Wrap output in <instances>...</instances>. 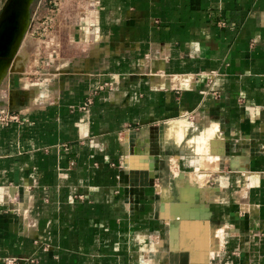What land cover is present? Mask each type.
Segmentation results:
<instances>
[{"label":"crops","instance_id":"crops-1","mask_svg":"<svg viewBox=\"0 0 264 264\" xmlns=\"http://www.w3.org/2000/svg\"><path fill=\"white\" fill-rule=\"evenodd\" d=\"M28 32L0 87L24 121L0 125V258L264 264V0H35Z\"/></svg>","mask_w":264,"mask_h":264},{"label":"water","instance_id":"water-1","mask_svg":"<svg viewBox=\"0 0 264 264\" xmlns=\"http://www.w3.org/2000/svg\"><path fill=\"white\" fill-rule=\"evenodd\" d=\"M35 0H7L0 10V86L28 32Z\"/></svg>","mask_w":264,"mask_h":264},{"label":"built area","instance_id":"built-area-1","mask_svg":"<svg viewBox=\"0 0 264 264\" xmlns=\"http://www.w3.org/2000/svg\"><path fill=\"white\" fill-rule=\"evenodd\" d=\"M39 5L41 8H51V12L54 11V8L58 5V0H39ZM39 24L41 27H48V25L52 22L51 16H47L44 18H40ZM45 70H48V68H45ZM39 71L38 76L40 75H46L47 71L45 72ZM91 103V99L88 100L87 104ZM13 123H19L23 124L24 121L22 120L20 114L17 112L11 111L9 109H2L0 110V125L2 127H8L10 124ZM2 264H23V260L18 257H4L0 258Z\"/></svg>","mask_w":264,"mask_h":264},{"label":"rangeland","instance_id":"rangeland-1","mask_svg":"<svg viewBox=\"0 0 264 264\" xmlns=\"http://www.w3.org/2000/svg\"><path fill=\"white\" fill-rule=\"evenodd\" d=\"M33 9H34V7H33ZM51 11V8H41V12H42V14L44 13V12H50ZM44 17H45V15H43ZM43 17V18H44ZM31 37H30V33L29 32H27V34H26V36H25V39H24V41H23V44H22V46H21V48H20V51H19V53H18V55H17V57L16 58H22V54H23V52H25L26 51V47H24V45H26L25 43H29V44H31L30 46H35L36 45V41H34V40H32V39H30ZM27 53V52H26ZM28 58H30V60L31 61H33L34 59H35V56H34V54H33V52H31V54H29V57ZM16 60V59H15ZM13 66L14 65H12V67H11V69H10V71L12 70V68H13ZM18 67V66H17ZM16 67V68H17ZM9 71V72H10ZM30 71H33V70H30ZM9 74V73H8ZM4 82V81H3ZM3 84V83H2ZM1 84V85H2ZM1 87V86H0ZM177 171V170H176Z\"/></svg>","mask_w":264,"mask_h":264},{"label":"bare ground","instance_id":"bare-ground-1","mask_svg":"<svg viewBox=\"0 0 264 264\" xmlns=\"http://www.w3.org/2000/svg\"><path fill=\"white\" fill-rule=\"evenodd\" d=\"M184 123V122H183ZM184 127H186V126H184ZM178 130V129H177ZM185 130V129H184ZM184 130H183V132H184ZM172 131V130H171ZM174 131V130H173ZM178 133H176V135H177ZM185 134V133H184ZM184 136V135H183ZM206 136V135H205ZM204 136V137H205ZM172 137V136H171ZM182 138V137H181ZM210 138V137H209ZM168 139H169V137H168ZM184 139V138H183ZM200 140V139H199ZM182 141V140H181ZM208 141V140H207ZM202 142V141H201ZM204 142V141H203ZM202 142V143H203ZM206 142V141H205ZM207 144H208V142H207ZM204 145V144H203ZM198 146H199V143H198ZM205 146V145H204ZM203 146V147H204ZM205 147H207V146H205ZM205 149H207V148H205ZM204 149V150H205ZM201 152H203V151H201ZM205 153V152H204ZM206 157V156H205ZM209 157H210V155H209ZM214 157V156H213ZM216 157V156H215ZM218 157V156H217ZM206 161H207V159H206ZM216 163V162H215ZM217 164V163H216ZM208 173V172H207ZM185 175V174H184ZM179 176V175H178ZM180 177H182V176H180ZM196 177V176H195ZM179 178V177H178ZM177 178V179H178ZM203 178V177H202ZM194 179V178H193ZM199 179V178H198ZM179 180V179H178ZM181 180V179H180ZM184 179H182V181H183ZM197 180V179H196ZM200 180V179H199ZM194 182V181H193ZM199 182H201V181H199ZM199 182L198 183H195V186H197V184H199ZM177 183H178V181H177ZM191 183V182H190ZM189 183V184H190ZM202 183H203V181H202ZM193 184V183H192ZM187 185V184H186ZM204 185V184H203ZM194 186V187H195ZM200 186V185H199ZM187 187V186H186ZM191 187V186H190ZM202 187V186H201ZM204 187V186H203ZM166 188V187H165ZM193 188V187H192ZM198 188V187H197ZM170 190V189H169ZM189 193V192H188ZM168 193L166 192V195H167ZM171 198V197H170ZM187 198V197H186ZM199 224V223H198ZM160 246V243H153V247H152V252H154V251H156V249H157V247H159Z\"/></svg>","mask_w":264,"mask_h":264}]
</instances>
